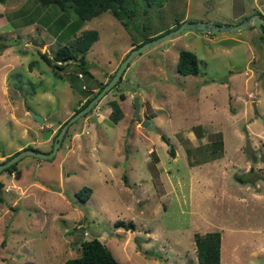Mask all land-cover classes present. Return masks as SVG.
I'll use <instances>...</instances> for the list:
<instances>
[{
	"label": "rangeland",
	"instance_id": "374dc122",
	"mask_svg": "<svg viewBox=\"0 0 264 264\" xmlns=\"http://www.w3.org/2000/svg\"><path fill=\"white\" fill-rule=\"evenodd\" d=\"M128 1L127 27L106 11L75 31L98 34L86 56L88 80L75 77L74 63L54 68L51 59L61 45L54 25L35 18L25 24L17 14L37 8L53 22L63 14L59 7L0 3V162L27 144L50 152L59 125L83 100L81 86L107 83L127 54L164 34L159 31L184 18L221 21L241 9L264 14V0ZM235 33L187 28L142 51L117 87L67 128L52 159L25 156L17 161L18 174L1 172L0 264H62L78 255L79 240L100 235L121 263L132 255L138 264H199L194 235L216 231L223 264L232 249L243 264H264V254L251 253L264 239V41L258 29L236 33L239 42L230 39ZM181 50L196 55L198 74L177 71ZM111 101L123 113L117 123L109 119ZM131 167L135 177H128ZM142 183L145 190H139ZM82 187L92 190L86 201L76 195ZM118 219L135 224L128 241L114 226Z\"/></svg>",
	"mask_w": 264,
	"mask_h": 264
},
{
	"label": "trees",
	"instance_id": "16d2710c",
	"mask_svg": "<svg viewBox=\"0 0 264 264\" xmlns=\"http://www.w3.org/2000/svg\"><path fill=\"white\" fill-rule=\"evenodd\" d=\"M7 0H0L1 4H4ZM39 6L48 7V6H57L63 12L60 18L56 19L53 22H47V18L44 19L46 15H40L37 8L30 12L19 10L17 14L19 17L23 18L24 23L30 24L33 22V18L37 19L42 26L46 25L48 28L52 26V32L57 37L58 41L61 43L60 46L56 49L54 56L52 57V62L47 58L46 54H42L43 60L47 62H51L55 69H65L68 67L69 63H74V67L76 66L77 70L75 72V77L80 79L81 77L84 80L93 79V75L90 72V66L87 62V53L91 46L98 40V34L95 30H83L81 33L75 36V31L79 28L82 22L88 21L93 17H96L103 12L110 11L115 18L122 22V25L127 27L128 19L132 16V12H129L128 0H33ZM146 5L151 4L152 0H144ZM37 13V14H36ZM36 14L35 16H33ZM64 14L66 16H64ZM74 14L76 16V20H70V15ZM9 20V17L7 18ZM65 21V24L64 21ZM70 21V22H69ZM262 29H264L262 27ZM159 34L158 36H160ZM74 36L73 39L71 37ZM158 36H154L148 38L145 42L156 38ZM261 40L264 41L262 35L259 36ZM144 42H142L143 44ZM140 46V45H139ZM3 44H0V53L3 51ZM198 64L199 60L196 55L189 50H181L178 53L177 59V71L181 75H196L198 74ZM80 74V75H79ZM113 76V75H112ZM111 76V78H112ZM68 82L70 83V88L72 91H75L74 84V76L70 72H67L66 76ZM69 78V79H68ZM121 82V78L116 83V85L112 88H116L117 85ZM106 84V83H105ZM101 83L96 85L95 88L90 84L89 86L83 85L81 86V91L79 95H82L83 100L80 101L81 104L73 110L72 116L84 108L88 102L93 99L96 94L102 89ZM96 89V91H95ZM111 112L109 119L113 123H117L122 118V110L119 108L118 104L114 101H111ZM87 115V114H85ZM84 115V116H85ZM67 121V120H66ZM66 121L61 122L58 127V131H60L61 127L66 123ZM67 131V130H66ZM53 137V142L54 138ZM161 139L166 142L167 145H170L167 138L163 135ZM52 142V146H53ZM218 147H221L220 142L216 144ZM25 149H32L31 146H26ZM24 150V149H22ZM39 151L38 149H35ZM21 151V150H20ZM19 152V151H18ZM18 152L13 153L11 156L5 158L7 161L10 157L17 154ZM169 154L173 155L174 151L172 148H169ZM3 162H0L3 163ZM18 162L10 165L6 169L1 172H8L10 174L16 173L18 174L20 170L17 168ZM0 172V174H1ZM238 179L242 182L243 180L238 177ZM2 188V183L0 182V189ZM92 190L89 187H82L76 195L82 201L88 200L91 195ZM0 201L2 198L0 197ZM114 226L116 228H123L124 230H135V224L132 221H124V220H115ZM194 241L196 245V256L197 262L199 264H220V244H221V235L219 232H211L207 233L204 236L194 235ZM62 264H123L119 262L110 251V249L103 244L99 239L93 238L88 240H79L78 244V256L67 259Z\"/></svg>",
	"mask_w": 264,
	"mask_h": 264
},
{
	"label": "water",
	"instance_id": "95a60500",
	"mask_svg": "<svg viewBox=\"0 0 264 264\" xmlns=\"http://www.w3.org/2000/svg\"><path fill=\"white\" fill-rule=\"evenodd\" d=\"M250 26H253L255 28H257L263 38H264V29H262V27H264V20L258 15V14H254L250 17H248L247 19L243 20L242 22H240L239 24L233 25V26H227L225 24H215L213 22H209V21H205V22H197V21H186V22H182L177 28L170 30L167 33H164L156 38H153L147 42H144L143 44H141L140 46H138L137 48L131 50L127 56L124 58V60L121 62V64L119 65L118 69L116 70L115 74L112 76V78L102 87V89L96 94V96L91 99L88 104L82 108L80 111H78L77 113H75L73 116H71L66 123L61 127L59 133L56 135L54 142H53V146H52V150L50 152H42V151H36L35 149H24L19 151L17 154L13 155L12 157H10L7 161L3 162L0 164V172L3 171L4 169H6L7 167H9L10 165L16 163L18 160H20L21 158L25 157V156H33L36 157L38 159H43V160H49L52 159L55 156L56 151L58 150V147L60 145L61 139L64 135V133L66 132L67 128L73 123L75 122L77 119H79L81 116L87 114L92 108H94V106H96V104L100 101L101 98H103V96H105V94L112 89V87H114L116 85V83L119 81V79L121 78L123 72L125 71L126 67L128 66L129 62L139 53H141L142 51H145L146 49L156 46L157 44H160L162 42H164L165 40H167L168 38H170L171 36L177 35L179 34L183 29H187V28H192V29H197L209 34H213V35H217L223 32H237V31H241L244 29L249 28ZM34 45L42 47L43 44L42 43H38L33 41L32 42ZM134 106H135V110H134V114L133 116H136L137 113L139 112V101L137 96L134 94ZM32 117L39 123H43L44 119L43 117H41L40 115L34 114L33 112H31ZM146 122L142 123V126L145 125ZM49 134H51V130L48 129L45 132V136L44 138H47L49 136ZM246 152L249 154L252 152L251 146H250V142L249 139L246 140ZM82 228L76 230V232H82ZM161 264H165V262L162 260Z\"/></svg>",
	"mask_w": 264,
	"mask_h": 264
},
{
	"label": "crops",
	"instance_id": "0c3cea01",
	"mask_svg": "<svg viewBox=\"0 0 264 264\" xmlns=\"http://www.w3.org/2000/svg\"><path fill=\"white\" fill-rule=\"evenodd\" d=\"M252 2H254V3H257L258 2V0H252ZM233 7H234V4H233ZM253 10V12H251V13H249V14H246V11H245V9L243 10V9H241V11H238V12H234L235 14H233L230 18H226V19H223V20H217V19H210V18H208L207 16L205 17V20H202V19H195V21H203V22H205V21H209V22H213V23H215V24H218V25H221V24H225V25H227V26H233V25H236V24H239L240 22H242L243 20H245V19H247L248 17H250V16H252V15H254V14H258L263 20H264V14L261 12V11H259L258 9H252ZM1 13V12H0ZM185 20V18L184 19H182L180 22H183ZM230 20H239V22L238 23H230L231 21ZM188 21H194V20H188ZM264 28V27H263ZM247 29H253V30H257V28H255V27H253V26H250L249 28H247ZM239 31H237L236 33L239 35V33H238ZM235 33V32H234ZM235 33V34H236ZM236 34V36H233L232 38H230L231 39V41H234V42H239V41H242V38H239V36ZM216 38V37H215ZM215 38H212V39H215ZM258 48L260 49V46H258ZM249 63V62H248ZM100 115V114H99ZM101 116V115H100ZM44 119V118H43ZM27 145H29V144H27ZM131 171L128 173V177H135L134 176V170H133V168L131 167ZM127 172L128 171H126V174H125V177H126V175H127ZM135 174H137V172H135ZM143 175V174H142ZM139 177H141V176H139ZM148 178H146V175H143V178H142V180H143V182L145 181V180H147ZM18 180H20V179H18ZM258 185H259V183H258ZM139 186V190H145L146 189V185L145 184H140V185H138ZM149 188H150V185L148 186ZM262 190H264V183H263V187H262ZM263 194V193H262ZM255 199H257V198H255ZM120 230H122L123 232L125 231L126 232V234L124 235V237L126 238L125 240L126 241H128L129 240V238L131 237V235H133V233H135L136 231H130V232H127V231H129V230H124L123 228H119ZM136 230H137V227H136ZM135 235V234H134ZM263 235H264V229H263ZM100 237H101V235L98 237V239L103 243V244H105L107 247H108V245H107V242L106 241H104V240H101L100 239ZM124 240V242H126ZM113 243V242H112ZM114 245H115V242H114ZM220 246H221V244H220ZM253 246V245H252ZM256 246H258V247H255V249H253V250H251V253H252V256H262V254H264V239L261 241V243L259 244V245H256ZM109 248V247H108ZM113 248V250H115L116 251V247L114 248V246L112 247ZM110 249V248H109ZM110 251H111V249H110ZM112 252V251H111ZM113 253V252H112ZM135 253V252H134ZM114 255V254H113ZM78 256V255H77ZM116 258V257H115ZM117 259V258H116ZM127 261H125V262H123L124 264H138L139 263V261L138 260H135L133 257H132V255H128V257H126L125 258ZM119 262H122L121 260H119V259H117ZM242 259H241V257H240V253L238 252L237 253V251H234L233 249L230 251V255L229 256H227V264H243L242 263V261H241ZM163 261L165 262V264H167V259H163ZM196 261H197V259H196ZM220 264H223V257H222V255L220 254Z\"/></svg>",
	"mask_w": 264,
	"mask_h": 264
},
{
	"label": "flooded vegetation",
	"instance_id": "af4514ba",
	"mask_svg": "<svg viewBox=\"0 0 264 264\" xmlns=\"http://www.w3.org/2000/svg\"><path fill=\"white\" fill-rule=\"evenodd\" d=\"M181 24V22L180 21H177L175 24H173V25H171V26H169V29H175V28H177L179 25ZM160 33H167V32H169L168 30H161V31H159ZM158 32V33H159ZM203 32V31H202ZM206 33V32H205ZM207 34H209V33H207ZM213 35V34H212ZM28 146V145H27ZM32 149H35V148H33L32 147Z\"/></svg>",
	"mask_w": 264,
	"mask_h": 264
},
{
	"label": "clouds",
	"instance_id": "9594fccd",
	"mask_svg": "<svg viewBox=\"0 0 264 264\" xmlns=\"http://www.w3.org/2000/svg\"><path fill=\"white\" fill-rule=\"evenodd\" d=\"M105 85V84H104Z\"/></svg>",
	"mask_w": 264,
	"mask_h": 264
}]
</instances>
